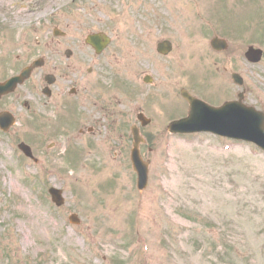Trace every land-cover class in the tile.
<instances>
[{"label": "rangeland", "instance_id": "obj_1", "mask_svg": "<svg viewBox=\"0 0 264 264\" xmlns=\"http://www.w3.org/2000/svg\"><path fill=\"white\" fill-rule=\"evenodd\" d=\"M48 1L0 0L7 8L0 7V37L10 34L23 47L16 65L25 54L43 56L57 69L38 72L80 94L58 112L67 89L39 100L27 87L0 100V110L16 118L9 134L0 133V264H264V154L164 130L186 113L181 88L192 85L212 105L222 104L220 76L212 68L205 74L206 66L226 62L212 55L208 62L212 34L228 41L227 77L242 74L253 96H264V63L250 65L242 54L249 45L264 50V0H54L44 17L10 30L18 10L33 15ZM53 30L65 36L53 38ZM96 32L111 38L99 57L84 45ZM165 39L174 50L162 58L155 45ZM16 65L0 75H13ZM146 75L152 85L143 83ZM232 89L229 82L228 95ZM140 110L152 121L140 130L141 155L150 163L142 192L129 162L130 127L139 126ZM20 142L35 145L37 165L14 148ZM51 187L63 193L60 208L50 201ZM71 215L78 225L68 222Z\"/></svg>", "mask_w": 264, "mask_h": 264}, {"label": "water", "instance_id": "obj_2", "mask_svg": "<svg viewBox=\"0 0 264 264\" xmlns=\"http://www.w3.org/2000/svg\"><path fill=\"white\" fill-rule=\"evenodd\" d=\"M97 51H100L107 43L103 35L90 36L87 41ZM216 45V47H215ZM221 43L215 40L212 46L220 47ZM165 49H169V44L165 45ZM224 46H221L222 48ZM250 61H257L260 53L252 49L247 53ZM30 70L23 72L19 79H13L4 86H0V94L10 91L16 83H21L27 77ZM191 107L188 118L173 122L168 127L171 133H192V132H212L223 137L239 139L256 144L264 151V117L252 110L243 109L237 103L224 105L219 110H208L204 104L192 99L186 93H182ZM140 119V117H139ZM11 119L5 115H0V128L5 130L10 124ZM144 123V122H143ZM133 133V150L130 154L133 170L137 173V187L139 190L145 188L147 183V164L140 159L138 145L142 142L137 130L132 128ZM20 149L28 155L27 150L23 147ZM52 200L57 204H61L60 193L56 190L49 191Z\"/></svg>", "mask_w": 264, "mask_h": 264}, {"label": "flooded vegetation", "instance_id": "obj_3", "mask_svg": "<svg viewBox=\"0 0 264 264\" xmlns=\"http://www.w3.org/2000/svg\"><path fill=\"white\" fill-rule=\"evenodd\" d=\"M3 35H6L5 37H2L1 40V49L3 51V54H2V58L5 59V61L9 64H4L2 61L0 64H2L4 67L2 68H12L14 65H16L15 63H18L17 60L19 59V57H17L16 59V62H13V58L11 56V54L13 53V48H14V39L13 37L10 35V34H3ZM25 39H27L26 37H22V41H24ZM52 40L49 39V41L47 42V44L44 45V48H46L47 46H49V43L51 42ZM26 43V41H24V44ZM58 45V48L61 47L62 43H56ZM23 49V47H21ZM8 51V53H6ZM46 54V53H45ZM222 56L224 59H225V63L222 64V65H219V69L217 66V64H214L213 66H211L210 68H208V70L210 72H212L214 70V72L220 76H223L224 78H226L227 76V53H224V54H218L216 55V57H220ZM72 57V53H71V56L69 58ZM23 61L20 62L18 65H16V69L15 70H21L22 68H24L25 66H27L28 64H30L35 58L34 56L33 57H29V55H24L23 56ZM69 58H66V59H69ZM40 59L42 60V67L40 68L41 70H44L45 68H47V66H50L51 64L47 61L46 58H44L43 56L40 57ZM58 64L56 63H53L50 67L54 70L57 69V66ZM211 68H212V71H211ZM88 73L89 74H92V70H88ZM51 76H53V84L48 87V98L47 99H51L53 96L56 97V94H55V91H57L58 93H64L65 89L59 84V79H58V76H56L55 74H49ZM241 75V74H240ZM45 75L41 76V72H39L35 78H41V81L38 82L36 85H34V83H32L33 79L32 76L24 83L23 87L25 86L26 88L27 87H31L32 89V93L30 94L31 96H33L34 98H36V96L38 95V93L41 94V92L43 91V89L45 88L46 86V83L43 82V78H44ZM67 82H72V79L71 78H68L67 77ZM248 82V80H247ZM246 81L243 82V85L240 89H237L234 94L235 96H237L239 94V91H242V96H241V101L242 103L244 104H250L251 106H255L257 110L261 111L264 113V100L260 97V96H253L254 94V91H253V88L251 86H249V84H247ZM32 83V85H31ZM222 84V83H221ZM222 90L220 91V95H217L218 98L221 100L222 98H224L222 100V102H226L228 100H232V99H228L226 98L227 94H228V87H227V84L223 82L222 84ZM73 94V97H76L78 94H79V91H76V90H72L71 92ZM55 94V95H53ZM42 95V94H41ZM58 96V95H57ZM237 99V97H236ZM42 107H44L45 105H41Z\"/></svg>", "mask_w": 264, "mask_h": 264}, {"label": "bare ground", "instance_id": "obj_4", "mask_svg": "<svg viewBox=\"0 0 264 264\" xmlns=\"http://www.w3.org/2000/svg\"><path fill=\"white\" fill-rule=\"evenodd\" d=\"M54 4H56V2H54V0H49L47 2V4H45L42 8H38L37 11L35 13H33V15L28 12V11H23V10H18L17 13H15V15H13L14 17V23L12 22V26L15 25H24L26 22H28L29 20H31L34 16V18H40V17H44V15H46V13L51 10V8L54 6ZM12 17V19H13ZM35 214H33L31 216V218L33 219V221L31 222V225H34V223L36 222L37 218H41V216H39L40 213H42L41 210L38 211V213L34 212ZM41 225H38V228H40V231H45L46 228L48 227V223L46 222L45 219L41 220Z\"/></svg>", "mask_w": 264, "mask_h": 264}]
</instances>
